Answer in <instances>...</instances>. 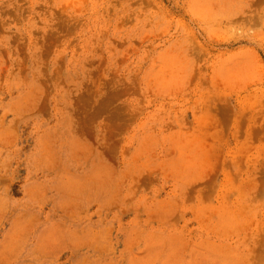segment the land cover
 Returning <instances> with one entry per match:
<instances>
[{
    "label": "rangeland",
    "instance_id": "obj_1",
    "mask_svg": "<svg viewBox=\"0 0 264 264\" xmlns=\"http://www.w3.org/2000/svg\"><path fill=\"white\" fill-rule=\"evenodd\" d=\"M0 264H264V0H0Z\"/></svg>",
    "mask_w": 264,
    "mask_h": 264
}]
</instances>
